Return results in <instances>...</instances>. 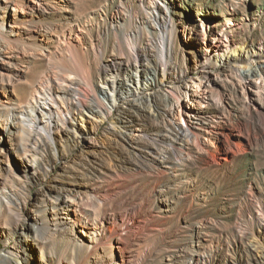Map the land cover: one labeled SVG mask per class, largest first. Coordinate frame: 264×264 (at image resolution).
<instances>
[{
	"label": "rangeland",
	"instance_id": "rangeland-1",
	"mask_svg": "<svg viewBox=\"0 0 264 264\" xmlns=\"http://www.w3.org/2000/svg\"><path fill=\"white\" fill-rule=\"evenodd\" d=\"M151 2L163 12L168 8L172 57L187 79L202 76L196 69L202 53L220 35L246 49L264 48V0H13L7 10L12 33L3 36L10 58L0 70V103L23 101L60 74L81 80L77 98L86 121L75 124L95 131L91 159L100 168L98 178L82 181L89 195H81V204L92 210L89 217L99 229L100 241L91 246L100 256L115 248L117 264H159L169 255L183 260L197 251L206 254V264H264V68L251 83L229 70L212 71L218 80L202 99L205 132L192 130L199 140L190 145L173 144L184 158L173 170L149 161L142 148L149 138H140L136 158L109 132V121L88 112L99 95L103 64L127 53L116 26L132 30ZM252 64L262 66L259 60ZM176 87L167 91L176 93ZM161 102L160 95L155 106ZM153 112H143L144 124H155ZM184 120L176 116L163 127L173 138ZM80 151L44 158L27 194L44 187L46 167L50 177L66 166L78 168ZM16 242L0 241V258ZM38 256L24 248L20 259L38 264ZM6 263L20 264L13 258Z\"/></svg>",
	"mask_w": 264,
	"mask_h": 264
},
{
	"label": "bare ground",
	"instance_id": "bare-ground-1",
	"mask_svg": "<svg viewBox=\"0 0 264 264\" xmlns=\"http://www.w3.org/2000/svg\"><path fill=\"white\" fill-rule=\"evenodd\" d=\"M12 2L0 0V11L4 13L0 16V70L10 58L3 36L12 33L9 30L11 15H7ZM157 5L143 7L144 16L132 30L126 29V25L116 26L127 53L123 58L116 56L110 63L103 64L104 77L98 84L100 96L97 95L88 112L94 118L109 121V132L133 149L131 154L136 158L139 155L134 151L140 147V138H149L150 143L142 147L149 161L173 170L184 163L182 154L173 144L190 145L194 138L199 140L192 130L205 132L202 99L218 80L212 71L229 70L251 83L256 76L261 77L264 48L246 49L220 35L202 53L196 68L202 76L187 79L172 57L173 31L166 19L168 8L163 12ZM255 60L260 61V69L252 66ZM60 75L23 101H12L8 107L0 103V241L8 244L17 238L5 258H0V264H7L9 258L23 264L20 257L24 248L41 253L38 264H60L63 260L69 264H117L115 248L100 256L91 246L100 241V234L89 217V206L81 204V195L89 193L88 185L82 181L90 176L94 179L95 172L99 173V167L94 168L96 164L91 159L96 155V133L92 129L79 130L75 124L77 119L86 121L85 111L80 110L83 104L77 98V85L81 80L72 74L61 75V78ZM174 84L176 93L167 91ZM160 95L164 97V105L161 102L155 106ZM151 107L155 109L156 115L154 112L152 115L156 122L146 125L144 113ZM112 113L116 115L113 118ZM176 116L188 120L176 125L172 138L163 124L172 123ZM73 149H81L78 168L66 166L54 177L48 176L50 169L46 167L45 174L42 169L44 187L35 195L27 194L28 185L38 179L39 170L45 167L44 158L57 159L62 153L67 156V151ZM193 254L183 260L169 255L159 264H206V254L197 251Z\"/></svg>",
	"mask_w": 264,
	"mask_h": 264
}]
</instances>
